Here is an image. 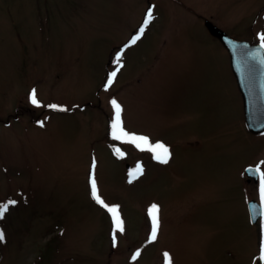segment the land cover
Listing matches in <instances>:
<instances>
[{"label":"rangeland","instance_id":"374dc122","mask_svg":"<svg viewBox=\"0 0 264 264\" xmlns=\"http://www.w3.org/2000/svg\"><path fill=\"white\" fill-rule=\"evenodd\" d=\"M207 20L260 42L264 0H0V203L17 201L0 219V264H167L165 252L172 264H257L264 217L253 224L248 201H260L259 179L244 174L264 160V132L247 128L229 51ZM113 98L126 131L169 147L167 164L113 139ZM94 160L123 232L92 198Z\"/></svg>","mask_w":264,"mask_h":264},{"label":"snow or ice","instance_id":"6c2138e0","mask_svg":"<svg viewBox=\"0 0 264 264\" xmlns=\"http://www.w3.org/2000/svg\"><path fill=\"white\" fill-rule=\"evenodd\" d=\"M152 19H153V10L152 8H149L147 10L143 25L138 30V34L132 37L130 44H135L141 38V36L143 35L145 31V28L147 27V25ZM259 39H260V48H264V33L259 34ZM125 47H128V45H125ZM122 55H123V50H121V52H118L116 55L115 63L117 67L114 71L109 73L108 78H107V83L105 85V90H107V88L110 87L114 83L117 73L119 72L120 68L123 67V64L120 62ZM30 97H31L32 104L37 105V106L40 105V101L37 99L36 89L33 88L31 90ZM110 103L114 109V115L110 123L111 135L113 139L117 141H124L126 143H132L137 148L150 151L153 154V159H155L156 161L162 164H167L172 157V152L170 151L169 147L160 141H156L155 143L151 142L149 137L146 135H138L136 133H130L126 131L123 120H122V112H123L122 105L115 98L111 99ZM47 107L51 109L60 110V111L68 110L67 108L63 106L56 105V104H50ZM39 124L41 127L44 126L43 121H40ZM119 151L120 150L117 149V152ZM120 154L123 155V153H120ZM262 168H264V160L259 161L256 164L254 170L249 168V169H246V171L248 172L254 171L255 173L259 175L260 201H261L262 209H264V170H262ZM92 169L93 171L90 175V189H91L92 198L96 201L97 204L105 208L111 214L115 230H118L119 232H123L124 231V221L120 217L119 206L107 204L101 198V195L99 194V190L97 187V181L95 178V160L93 161ZM143 174H144L143 165L138 164L136 169H134L132 172L129 173V177H130L129 183H131L135 179H138ZM16 203L17 201L11 200V199H9L6 203H0V219L4 217V214L5 212H7L9 206L15 205ZM159 211H160V206L157 204H152L149 208V215L152 221L151 234L149 237L150 242L155 241L157 239V234L160 228ZM260 215L264 217V210L261 211ZM261 223H262V226H264V221H261ZM4 239H5V234L3 230H0V242H3ZM115 240H116V235L114 231L113 233L114 246H115ZM140 255H141V252L138 249L136 253L134 254V256L132 257V259L135 260ZM164 256L167 261V264H172V257L170 256V254L165 252ZM259 259L260 261L264 262V233H262L261 241H260Z\"/></svg>","mask_w":264,"mask_h":264},{"label":"water","instance_id":"95a60500","mask_svg":"<svg viewBox=\"0 0 264 264\" xmlns=\"http://www.w3.org/2000/svg\"><path fill=\"white\" fill-rule=\"evenodd\" d=\"M209 31L217 36L230 53L231 65L236 75L240 90L243 94L245 119L247 127L253 132L264 131V48L260 43L236 39L224 29L207 20ZM255 166H248L247 169ZM246 173L256 179L254 171ZM249 211L252 223L260 218L261 204L256 199L249 201ZM257 264H264L258 259Z\"/></svg>","mask_w":264,"mask_h":264},{"label":"flooded vegetation","instance_id":"af4514ba","mask_svg":"<svg viewBox=\"0 0 264 264\" xmlns=\"http://www.w3.org/2000/svg\"><path fill=\"white\" fill-rule=\"evenodd\" d=\"M224 45V44H223ZM225 46V45H224ZM226 48V47H225ZM227 49V48H226ZM237 83H238V81H237ZM238 86H239V84H238ZM239 89H240V87H239ZM240 92H241V90H240ZM241 94H242V92H241ZM242 96H243V94H242ZM243 101H244V99H243ZM251 131V130H250ZM251 132H253V131H251ZM254 133H257V132H254ZM251 166V165H250ZM254 166V165H253ZM248 167V166H247ZM246 171V170H245ZM246 176V177H245ZM244 178H247V180H248V182H251L252 180L255 182V183H257L258 182V179H259V175H258V179H256L255 180V178L254 177H252V176H250V175H248V174H244ZM260 219V218H259ZM259 219L257 220V221H259Z\"/></svg>","mask_w":264,"mask_h":264},{"label":"bare ground","instance_id":"6f19581e","mask_svg":"<svg viewBox=\"0 0 264 264\" xmlns=\"http://www.w3.org/2000/svg\"><path fill=\"white\" fill-rule=\"evenodd\" d=\"M248 128V127H247ZM249 129V128H248ZM250 130V129H249ZM264 132V131H263ZM261 133V132H260Z\"/></svg>","mask_w":264,"mask_h":264},{"label":"trees","instance_id":"16d2710c","mask_svg":"<svg viewBox=\"0 0 264 264\" xmlns=\"http://www.w3.org/2000/svg\"><path fill=\"white\" fill-rule=\"evenodd\" d=\"M38 264H40V262Z\"/></svg>","mask_w":264,"mask_h":264}]
</instances>
